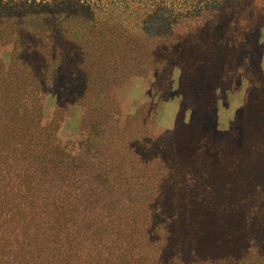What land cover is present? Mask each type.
Listing matches in <instances>:
<instances>
[{"label":"rangeland","instance_id":"rangeland-1","mask_svg":"<svg viewBox=\"0 0 264 264\" xmlns=\"http://www.w3.org/2000/svg\"><path fill=\"white\" fill-rule=\"evenodd\" d=\"M16 1L12 0L14 7L0 12V65L4 68L15 55L17 36H42L43 41L45 36L57 35L62 39L60 43L67 41L69 46L81 47L86 45L85 40L112 32L136 40L127 53L128 58H133V66L115 72L118 82L101 93L93 92L87 70L114 75L115 68L104 65L95 69L84 66L83 61L76 63L69 49L58 53L52 67L40 71L38 78L30 75L18 80L24 76L16 70L17 78L9 86L11 94L4 104L0 103V134L21 127L16 140L26 143L29 139L27 150H36L33 154L38 158L34 159L29 154L13 155L25 167L40 162L39 172L27 168L28 174L35 172L39 177L34 191L38 201L29 202L31 208L38 206L42 212L39 205L44 202L41 205L56 204L60 212L89 213L95 207L103 212L99 198L103 195L100 189L104 169L108 168L105 166L116 164L118 159L135 171L134 175L146 178L157 146H165V158L173 157L182 148L189 149L191 123L201 132L212 130L217 139L223 140L232 126L240 128L246 111L264 118V0L220 4L235 16L232 29L235 21L241 27L238 37L231 34L237 43V57H231L229 63L224 60L205 77L203 63L196 58L215 57L222 61L226 53L218 56L216 47L210 51L196 49L189 45L194 39L188 35L206 26L210 19L218 20V7L214 9L211 4L222 0L166 1L167 4L152 5L150 10L134 0ZM168 43V52L161 56L160 51L166 50L163 45ZM46 46L43 44L41 49ZM138 60L143 64L151 61L154 68H142ZM204 82L215 87L214 105L205 101V93L201 94ZM7 117L12 121L9 125L4 122ZM173 144L182 147L175 149ZM188 151L185 150L187 154ZM1 154L0 151V170L9 159L3 160ZM47 167L52 168L49 173L43 170ZM23 231L18 229L20 238ZM2 260L3 264H18L7 255Z\"/></svg>","mask_w":264,"mask_h":264},{"label":"trees","instance_id":"trees-1","mask_svg":"<svg viewBox=\"0 0 264 264\" xmlns=\"http://www.w3.org/2000/svg\"><path fill=\"white\" fill-rule=\"evenodd\" d=\"M134 1L150 10L152 5L174 0ZM229 1L232 0L212 3L214 9L218 7V20L210 19L206 26L188 35L194 39L189 45L196 49L216 47L218 56L226 53L222 61L215 57L196 58L203 63L204 77L237 57V43L231 34L238 37L241 27L235 21L232 29L235 16L220 6ZM11 4L12 0H0V12L14 7ZM213 34L215 41L211 40ZM122 36L115 32L96 36L85 40L82 47L69 46L67 41L60 43L62 39L57 35L45 36L43 41L42 36H17L9 66L0 65V103L4 104L11 94L9 86L17 78L16 70L24 76L18 80L30 75L38 78L39 72L52 67L54 57L67 49L73 51L76 63L83 61L86 67H114V75L87 70L93 86L96 84L93 92L109 90L118 82L115 72L133 66V58H128L127 53L136 40ZM43 44L47 45L45 49H41ZM160 52L163 56L168 50ZM148 63L138 60V66L154 68L151 61ZM202 93L205 101L214 105L217 95L211 82L202 84ZM195 107L200 106L196 103ZM10 120L11 117L4 118L8 125ZM188 128L192 132L189 149L182 148L173 157L165 158V146H157L146 178L134 175L135 171L118 159L116 164L105 166L108 168L104 169L100 189L103 195L99 198L105 210L86 208L89 213L75 214L69 210L60 212L53 203L41 202L42 212L38 206L28 205L33 199L38 201L34 191L39 177L35 172L28 174L27 168L39 172L40 162L25 167L13 155L29 154L31 159L38 155L33 154L36 150H27L29 139L26 143L16 140L21 127L0 134L1 156L3 160L9 158L0 170V264L4 255L18 264H264V118L246 111L240 128L232 126L223 140L217 139L212 130L201 132L195 123ZM185 150H189L188 154ZM43 170L49 173L52 168ZM25 222L29 224L25 226ZM20 228H24L21 238Z\"/></svg>","mask_w":264,"mask_h":264}]
</instances>
